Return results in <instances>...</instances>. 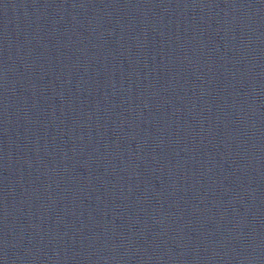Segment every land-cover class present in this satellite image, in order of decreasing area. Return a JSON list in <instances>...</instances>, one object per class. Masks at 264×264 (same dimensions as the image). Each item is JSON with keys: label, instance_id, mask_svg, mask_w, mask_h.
<instances>
[{"label": "water", "instance_id": "water-1", "mask_svg": "<svg viewBox=\"0 0 264 264\" xmlns=\"http://www.w3.org/2000/svg\"><path fill=\"white\" fill-rule=\"evenodd\" d=\"M0 264H264V0H0Z\"/></svg>", "mask_w": 264, "mask_h": 264}]
</instances>
